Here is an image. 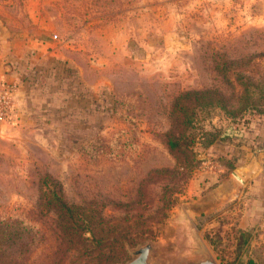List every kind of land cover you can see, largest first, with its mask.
Here are the masks:
<instances>
[{
    "label": "rangeland",
    "instance_id": "obj_1",
    "mask_svg": "<svg viewBox=\"0 0 264 264\" xmlns=\"http://www.w3.org/2000/svg\"><path fill=\"white\" fill-rule=\"evenodd\" d=\"M5 1V27L18 32L23 0ZM41 1L29 28L43 46L33 41L31 55L10 62L25 82L15 108L22 120L0 124V217L24 218L28 246L7 249L0 263L77 264L44 204L56 187L104 218L140 207L157 219L109 264L125 263L146 241L159 264H182L192 253L216 264H264V0ZM204 88L219 104L196 105L184 124L175 99L189 108L181 94ZM227 128L231 137L205 146L203 131ZM182 130L191 170L165 145L168 131ZM255 155L257 187L229 199L214 193L211 202L212 190Z\"/></svg>",
    "mask_w": 264,
    "mask_h": 264
},
{
    "label": "trees",
    "instance_id": "obj_2",
    "mask_svg": "<svg viewBox=\"0 0 264 264\" xmlns=\"http://www.w3.org/2000/svg\"><path fill=\"white\" fill-rule=\"evenodd\" d=\"M243 95H248L249 89L243 87ZM184 95L191 101L188 107L179 98L175 99V109L183 111L184 124L189 122L187 112L196 105L213 106L219 104V99L215 97V90L204 88L201 90H189ZM230 128L224 131H203L202 137L206 139V145L213 144L217 139L231 137ZM218 133V134H216ZM191 139L185 135V131H168L165 134V145L177 164L182 169L191 170L194 167V157L188 149ZM157 173L169 172L167 168H157ZM179 173V172H178ZM45 206L55 211L57 223L60 227V241L68 244L64 250H73L78 255L77 264H109L117 261V256L113 254L116 248H123V241L130 244L142 241L146 234L150 233L149 224L153 220L151 216L142 213L139 207L136 211L126 209L120 217L104 218L96 207L88 204L83 208L77 203H69L59 196L56 187L50 188V194L44 193ZM128 204L122 203L125 207ZM167 206L162 205L161 209ZM11 227V230H8ZM28 225L22 217H13L11 221L7 217H0V257H5L7 249H18V254L22 253L26 241V231ZM10 241V243H8ZM24 242V243H23ZM62 257L56 264H62ZM1 264V263H0ZM249 264H252L250 262Z\"/></svg>",
    "mask_w": 264,
    "mask_h": 264
},
{
    "label": "crops",
    "instance_id": "obj_3",
    "mask_svg": "<svg viewBox=\"0 0 264 264\" xmlns=\"http://www.w3.org/2000/svg\"><path fill=\"white\" fill-rule=\"evenodd\" d=\"M33 3H36L35 7ZM7 5V1L0 0V80L4 79L9 82L16 83V91H15V108H17V104L22 100L21 97V89L24 85V80L22 76H20L17 72V69L15 65H13L10 62H16V60H19L18 58L23 56L27 57L28 55H31L33 41L41 40V35H35L34 33H31L30 26L33 23V16L32 13L34 9H36V14H41L40 8L42 7V1L41 0H23V9L26 14L25 22L23 21L21 24L20 31H8L5 27V22H7V19L4 15V9ZM34 8V9H33ZM60 15L59 11L57 10V16ZM40 34V33H38ZM22 40L20 43H16L18 41ZM42 44V40L40 41ZM39 44V42H38ZM51 54H54V49L52 48ZM20 63V61H18ZM27 82V80H25ZM22 120V117L19 116V114L16 113V120L14 121H0L1 125H10L14 126L18 124V121ZM259 156V155H258ZM258 156H253V158L247 162L236 171V174L239 176V179L237 177H229V179L223 183L218 189L212 190L211 192V202H213V195L216 193L215 196H222L225 195L226 197L231 198L233 196L232 194L238 189V188H246L247 190L255 189L257 187V181L258 173L260 169V164L258 159ZM251 180L254 181V185L251 184ZM202 182V181H201ZM207 198V197H206ZM203 207H210L211 204L208 203L207 199L203 198L202 201ZM213 205V203H212ZM202 207V208H203Z\"/></svg>",
    "mask_w": 264,
    "mask_h": 264
},
{
    "label": "water",
    "instance_id": "obj_4",
    "mask_svg": "<svg viewBox=\"0 0 264 264\" xmlns=\"http://www.w3.org/2000/svg\"><path fill=\"white\" fill-rule=\"evenodd\" d=\"M233 174L239 179L236 173ZM153 248L151 241L139 244L130 250L132 257L123 264H159L151 260ZM182 264H216V262L209 253H192L184 257Z\"/></svg>",
    "mask_w": 264,
    "mask_h": 264
},
{
    "label": "built area",
    "instance_id": "obj_5",
    "mask_svg": "<svg viewBox=\"0 0 264 264\" xmlns=\"http://www.w3.org/2000/svg\"><path fill=\"white\" fill-rule=\"evenodd\" d=\"M56 36L53 35V38ZM16 83L0 80V121L16 120L15 91Z\"/></svg>",
    "mask_w": 264,
    "mask_h": 264
}]
</instances>
